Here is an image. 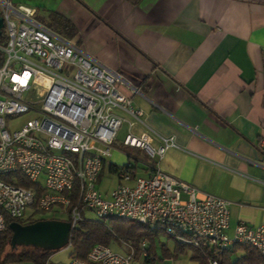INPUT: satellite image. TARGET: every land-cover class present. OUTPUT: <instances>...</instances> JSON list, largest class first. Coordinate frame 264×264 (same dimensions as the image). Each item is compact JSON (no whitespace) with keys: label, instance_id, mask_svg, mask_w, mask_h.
Returning <instances> with one entry per match:
<instances>
[{"label":"built area","instance_id":"1","mask_svg":"<svg viewBox=\"0 0 264 264\" xmlns=\"http://www.w3.org/2000/svg\"><path fill=\"white\" fill-rule=\"evenodd\" d=\"M0 232L8 218L27 222L26 212L61 208L71 224L67 264H154L148 240L126 252L96 243L86 257L73 253V230L93 211L97 219L112 216L159 228L178 244L207 246L219 254L237 244H249L264 254V223L235 226L230 236V201L201 192L193 183L163 171L158 164L148 176H135L109 193L99 188L106 160L117 145L140 148L151 159L177 143L158 136L151 145L149 130L136 135L132 126L144 123L143 111L121 86L139 92L121 71L106 66L72 39L37 18L36 8L0 0ZM33 113L24 125L9 118ZM128 125L125 136L119 133ZM120 176L131 180L130 171ZM45 176L42 180L41 177ZM21 178L38 184L25 186ZM187 195V197H184ZM209 264H220L212 255Z\"/></svg>","mask_w":264,"mask_h":264},{"label":"crops","instance_id":"2","mask_svg":"<svg viewBox=\"0 0 264 264\" xmlns=\"http://www.w3.org/2000/svg\"><path fill=\"white\" fill-rule=\"evenodd\" d=\"M25 1L37 15L52 10L70 19L77 29L70 39L139 90L121 86L143 111L144 123L132 126L136 135L149 130L156 149L158 136L175 138L177 146L155 160L131 147L147 154L143 163L131 153L120 163L110 159L125 153L128 146L119 144L123 149L114 148L99 184L106 173L116 177L113 187L132 183L158 164L229 200L230 236L238 223H264V0ZM112 164H128L132 179L110 172ZM162 234L148 250L154 264H203L192 249L170 245Z\"/></svg>","mask_w":264,"mask_h":264},{"label":"trees","instance_id":"3","mask_svg":"<svg viewBox=\"0 0 264 264\" xmlns=\"http://www.w3.org/2000/svg\"><path fill=\"white\" fill-rule=\"evenodd\" d=\"M131 1L137 3L139 0ZM37 18L59 34L66 35L65 37L72 38L77 33V29L72 21L55 11L50 10L48 16L37 15ZM122 170L130 171L131 174L134 173L128 164L123 167L112 164L110 167V172L120 173ZM102 174L103 171L100 177ZM20 183L28 187L39 186L25 178H21ZM39 220H42V218H30L27 222L33 223ZM13 221L22 222L20 219L8 218L6 230L0 232V264H11L15 262L48 264L50 257L58 252L60 248L52 249L45 246L27 244L15 246L13 242L14 231L10 227V223ZM161 233L162 231L159 228H150L139 221L116 216L110 217L108 222L105 219H85L73 230V253L84 258L94 244L104 243L111 246L116 242L117 237L131 240L138 252L141 251L142 241L147 239L150 242L148 250L152 252V244ZM177 245L180 249H192L195 258L203 264H209L207 261L208 255H212L218 259L220 264H264V254L249 244H237L219 254L213 253L205 245L199 248L184 244ZM19 247H21L20 250ZM238 251H241V253L235 257Z\"/></svg>","mask_w":264,"mask_h":264},{"label":"rangeland","instance_id":"4","mask_svg":"<svg viewBox=\"0 0 264 264\" xmlns=\"http://www.w3.org/2000/svg\"><path fill=\"white\" fill-rule=\"evenodd\" d=\"M15 5H20V4H24V5H30L28 2H26L25 0H14ZM42 15H46V11L41 9L40 10ZM36 117V114L33 113H28V114H21L15 117H11L9 118V120H11V126L12 127H16V126H21L24 125L28 120L33 119ZM123 145H117V148H122L121 147ZM124 152L125 153H121V156H117V157H110V159H115L117 162H121L123 161L124 157H126L128 153H131L132 156H135L137 158H139L140 162L143 163L146 160H148L149 158L147 157V154L143 151H138L135 150L134 148L131 147H125L124 148ZM138 174L140 175H144L145 172L143 171V167L142 165H138ZM42 180L45 179V176L42 175L41 177ZM131 183V182H128ZM115 184H117V180L116 177L114 175H109V174H105L101 180V183L99 184L100 189L105 192L108 189H111ZM32 215V210L28 209V211L26 212V216L27 219L26 220H30V216ZM35 218H42V220H56V221H60V222H67L68 221V214L61 208H54L51 209L49 211H42V212H38L35 213ZM86 216L90 219H97V215L93 212V211H86ZM105 221H109V218H106ZM161 239L163 241L168 242L170 245L175 244V241L173 239H170L167 235H165L164 233L161 235ZM116 242L114 244H112L111 246L115 249V250H122V251H126L127 250V246L125 245V243H132L131 240H126L125 238H120L117 237V239L115 240ZM120 244L122 245L121 247L117 246L116 244ZM35 245L38 246H47L48 243L45 240H40V241H34ZM21 247H19L20 250ZM58 248H60V250L58 252H56L55 254H53L49 261L48 264H66V259H68V257L70 256V247L68 245V243H64L58 244ZM241 253V251H238L237 254H235V257L237 255H239ZM59 259V260H56ZM11 264H32L31 262H15V263H11Z\"/></svg>","mask_w":264,"mask_h":264},{"label":"water","instance_id":"5","mask_svg":"<svg viewBox=\"0 0 264 264\" xmlns=\"http://www.w3.org/2000/svg\"><path fill=\"white\" fill-rule=\"evenodd\" d=\"M3 26V18L0 17V33ZM10 227L14 231L13 242L15 246H18V239H22L23 241L32 240L31 242L23 243V245H35L34 241L45 240L48 243L45 247L57 249L59 243H69L71 232V224L69 221L39 220L28 225L13 221L10 223ZM52 238L54 239L53 242L51 241Z\"/></svg>","mask_w":264,"mask_h":264},{"label":"flooded vegetation","instance_id":"6","mask_svg":"<svg viewBox=\"0 0 264 264\" xmlns=\"http://www.w3.org/2000/svg\"><path fill=\"white\" fill-rule=\"evenodd\" d=\"M22 224H24V225H28L29 224V222H21ZM32 240H26V241H23L22 239L20 240V239H18L17 240V244H18V246H22L23 245V243H25V242H31ZM52 242L54 241V239L52 238V240H51Z\"/></svg>","mask_w":264,"mask_h":264}]
</instances>
